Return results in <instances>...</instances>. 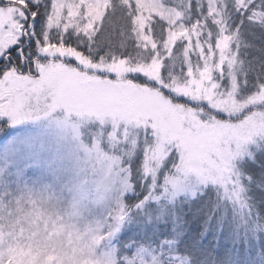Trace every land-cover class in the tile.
Instances as JSON below:
<instances>
[{"label":"snow or ice","instance_id":"1","mask_svg":"<svg viewBox=\"0 0 264 264\" xmlns=\"http://www.w3.org/2000/svg\"><path fill=\"white\" fill-rule=\"evenodd\" d=\"M57 108L110 118L113 138L151 131L150 160L175 148L179 170L227 182L264 137V0H0V116ZM48 204L0 201V235ZM90 228L100 249L111 232Z\"/></svg>","mask_w":264,"mask_h":264},{"label":"rangeland","instance_id":"2","mask_svg":"<svg viewBox=\"0 0 264 264\" xmlns=\"http://www.w3.org/2000/svg\"><path fill=\"white\" fill-rule=\"evenodd\" d=\"M94 119L63 108L18 120L0 116L9 125L0 130V201L29 194L47 201L44 217L32 223L50 241L58 238V243L42 244L36 241L37 231L26 234L19 221L7 236L15 244L8 248L13 264H103L107 258L112 264H264V223L249 200L250 189L261 195L264 186L258 178L250 187L240 165L244 157L251 159L250 150L260 148L256 140L234 156L228 180L221 182L179 170L181 154L175 148L159 161L150 160L155 135L139 131L142 178L152 181L138 202L141 193L133 186L130 168L111 150L105 153V143L84 147L85 122L90 128ZM97 121L111 132L110 118ZM136 134L120 139L127 143ZM96 151L99 157H94ZM159 167L164 173L158 188L154 173ZM234 188L242 189L239 197ZM121 206L125 216L117 221ZM210 210L214 213L208 217ZM90 226L111 232L100 249ZM4 244L3 234L0 248Z\"/></svg>","mask_w":264,"mask_h":264},{"label":"trees","instance_id":"3","mask_svg":"<svg viewBox=\"0 0 264 264\" xmlns=\"http://www.w3.org/2000/svg\"><path fill=\"white\" fill-rule=\"evenodd\" d=\"M253 55H257V54L253 53ZM84 132H85L84 147L89 146L92 143L94 144L99 143L101 146L103 143H105L106 145L103 151L105 150L108 152L109 150H111L110 154L117 156L118 160H121L124 166L130 168L133 186L135 190L141 193L140 197L137 199L138 202H140L144 198V195L147 194L146 192L147 186H149L150 182L152 181L151 178H147V180L145 181L142 178L143 175L142 152H144V145L142 138L140 136H137L136 134L135 143H132L133 138L128 140L127 143H125L122 142L120 138L113 141L111 137L107 142L108 136H110L109 135L110 132H108L106 128L102 130L96 119H94L93 124H90V128L87 125V122H85ZM253 140L254 141L256 140L257 145H261V146L258 150H255V152L253 151L251 152V150L248 152V155L251 159H247L246 157L242 159L243 161L240 163V165H241V170L243 171V179L244 181L247 182L249 177L251 181L250 184L251 187L252 184H255L256 179L259 178V180H261V184L264 186V137H254ZM111 142L115 145L114 149H109V143ZM99 155L100 154L96 151L94 157L96 156L99 157ZM155 172L156 173L154 174L157 175L156 184L158 185L159 188V184L161 181V177L164 173V169L162 167H159L158 169L155 170ZM249 193H250L249 200L252 204L251 207L252 209H254L256 214L259 215L261 221L264 223V192L261 195H259L258 190L250 189ZM133 200L134 199H129V202L132 203ZM214 211L216 210L214 209ZM214 211L212 212V210H210L207 216L211 217ZM201 229H203V227L200 226V230ZM200 238H202L201 234H200Z\"/></svg>","mask_w":264,"mask_h":264},{"label":"clouds","instance_id":"4","mask_svg":"<svg viewBox=\"0 0 264 264\" xmlns=\"http://www.w3.org/2000/svg\"><path fill=\"white\" fill-rule=\"evenodd\" d=\"M19 221H23V227L25 229V233L27 234L29 231H37L36 241L42 243V244H48V243H58L57 237H52L51 241L49 238L43 233L42 230L35 229L31 217V213L29 210H25V212L21 215V217L18 219V222L16 223L15 227L13 229H5L4 230V239L5 244L2 248H0V251L3 252L4 256L7 257L9 255L8 248L9 247H15V244L13 241H9L7 239L8 233L14 231L19 226ZM14 239V238H13Z\"/></svg>","mask_w":264,"mask_h":264},{"label":"flooded vegetation","instance_id":"5","mask_svg":"<svg viewBox=\"0 0 264 264\" xmlns=\"http://www.w3.org/2000/svg\"><path fill=\"white\" fill-rule=\"evenodd\" d=\"M3 128L9 129V125L4 120H0V130Z\"/></svg>","mask_w":264,"mask_h":264}]
</instances>
